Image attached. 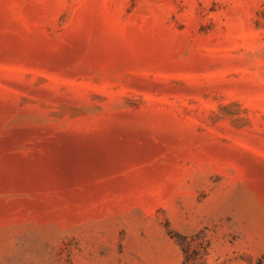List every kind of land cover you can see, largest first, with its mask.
I'll list each match as a JSON object with an SVG mask.
<instances>
[{
  "label": "rangeland",
  "instance_id": "obj_1",
  "mask_svg": "<svg viewBox=\"0 0 264 264\" xmlns=\"http://www.w3.org/2000/svg\"><path fill=\"white\" fill-rule=\"evenodd\" d=\"M0 264H264V0H0Z\"/></svg>",
  "mask_w": 264,
  "mask_h": 264
}]
</instances>
